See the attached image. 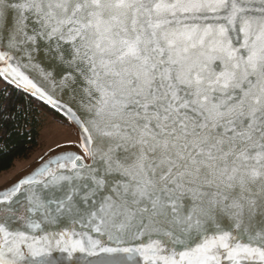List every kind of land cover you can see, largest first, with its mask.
Returning <instances> with one entry per match:
<instances>
[{
    "label": "snow or ice",
    "instance_id": "obj_1",
    "mask_svg": "<svg viewBox=\"0 0 264 264\" xmlns=\"http://www.w3.org/2000/svg\"><path fill=\"white\" fill-rule=\"evenodd\" d=\"M0 80L75 135L0 264H264V0H0Z\"/></svg>",
    "mask_w": 264,
    "mask_h": 264
},
{
    "label": "trees",
    "instance_id": "obj_2",
    "mask_svg": "<svg viewBox=\"0 0 264 264\" xmlns=\"http://www.w3.org/2000/svg\"><path fill=\"white\" fill-rule=\"evenodd\" d=\"M0 113V173L12 168L18 159L33 156L40 146V127L46 116L60 121L44 105L8 85L0 90Z\"/></svg>",
    "mask_w": 264,
    "mask_h": 264
},
{
    "label": "rangeland",
    "instance_id": "obj_3",
    "mask_svg": "<svg viewBox=\"0 0 264 264\" xmlns=\"http://www.w3.org/2000/svg\"><path fill=\"white\" fill-rule=\"evenodd\" d=\"M5 83L0 80V90L5 87ZM40 146L33 156L29 158L18 159L14 166L0 173V184L14 179L19 174L25 172L35 165L42 157L49 154L56 147L57 142H63L68 139L75 140L74 133L69 135V129L64 123L56 120L53 116H46L41 122L40 127Z\"/></svg>",
    "mask_w": 264,
    "mask_h": 264
},
{
    "label": "water",
    "instance_id": "obj_4",
    "mask_svg": "<svg viewBox=\"0 0 264 264\" xmlns=\"http://www.w3.org/2000/svg\"><path fill=\"white\" fill-rule=\"evenodd\" d=\"M38 59L42 60L43 57H42V56H39ZM47 155H48V154H46L44 157H46ZM39 161H40V160H39ZM39 161H38V162H39ZM38 162H37V163H38ZM37 163H36V164H37Z\"/></svg>",
    "mask_w": 264,
    "mask_h": 264
}]
</instances>
